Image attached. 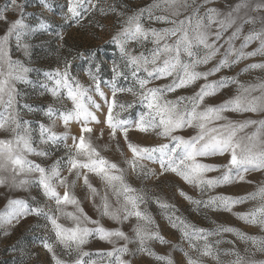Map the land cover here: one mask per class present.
Returning <instances> with one entry per match:
<instances>
[{
    "label": "snow or ice",
    "instance_id": "6c2138e0",
    "mask_svg": "<svg viewBox=\"0 0 264 264\" xmlns=\"http://www.w3.org/2000/svg\"><path fill=\"white\" fill-rule=\"evenodd\" d=\"M216 4L217 0H154L149 6L132 11L118 0L112 3L104 0L106 6H102L101 0H66L64 18L77 24L94 13L116 17L110 43L115 45L118 59L112 61L111 77L105 81L100 76L102 62L96 63L95 52L89 53L92 63L87 70L91 82L88 86L71 74V62L67 57L62 61V68L44 72L45 79L40 87L53 98V103L41 110L47 122H34L24 117L36 109L21 103L23 94L17 87L18 84H32L29 73L34 69L13 58L12 42L14 40L15 47L26 58L30 57V45L24 38L37 30L47 32L51 25L41 19L35 27H31L24 20L25 5L18 0H8L0 11V21L7 25L4 34L0 35V132L7 134L0 138V186L25 191L35 186L50 203L32 206L25 199L9 198V211L0 214V224H10L30 215L42 216L54 234V241H43V247L52 254L54 264H100V260H107V264H131V261L123 259L126 255H135L129 248L130 244L137 245L136 252L151 256L162 264H174L170 255H158L150 247L153 241L168 243L147 210L148 201L154 200L164 210L170 226L177 229L181 238L188 241L189 248L197 253L193 257L185 251L186 264H206L205 258L214 261V264H255L235 249L222 253L234 259L222 261L220 250L209 242V237L232 233L241 241H251L261 252H264V239L247 236L231 227H218L214 231L199 228L178 216L174 205L151 197L146 189L133 187L127 179L129 171L142 180L156 176L157 172L145 163L149 162L159 166L160 175L175 173L185 183L204 193L206 189L235 181L246 182L245 174L264 172V120L236 121L226 115L228 112L264 113V83L254 86L240 84L234 98L218 105L206 103V98L214 97L221 89L238 83L235 78L228 77L209 82L210 76L243 59L264 55V16L250 15V11L264 10V3L253 6L252 0H235L234 3L225 0L223 9ZM42 5L48 8L47 0H42ZM158 9L167 14H156ZM9 11L19 13V18L9 22ZM128 11L131 14H126ZM145 20L150 24L169 26L146 27ZM257 23L261 25L259 30L255 27ZM246 26L251 28L244 36V43L236 49L234 41L241 37ZM229 31L231 34L225 40ZM221 40H224L223 44ZM254 40L260 41V47L245 53L244 48ZM224 44L228 47L223 59L208 71L196 70L198 66L212 61ZM230 56H235V59L230 60ZM249 68L264 69V63L252 64ZM121 80H131V84L122 86ZM161 80L169 82L158 85L156 82ZM199 80L205 83L192 95L169 98V94L187 89ZM102 84L110 90V97ZM257 90L260 95L253 96L252 93ZM120 94L130 95L132 102H120ZM94 96H98L107 108L103 121L96 115V112L102 111V106ZM137 106L141 111L133 117L132 110ZM125 112L129 113V117L122 116ZM73 123L79 125V135L71 134L70 125ZM101 123L108 129L109 140L116 142L115 147L124 157L123 163L127 168L101 154L102 150L109 149V144L99 146L94 143V130L90 125ZM58 124L63 126L62 132L56 130ZM255 124L260 125L256 132L240 135ZM186 130H192L187 138L178 134ZM133 131L167 140L168 143L142 145L133 142L130 138ZM103 136L101 130L97 139L102 140ZM119 137L123 138L130 158L120 147ZM69 139L71 145L68 144ZM52 148H63L64 154L47 167L29 158H48L52 155ZM225 155L229 157L228 163L222 166L201 162L204 158ZM221 168L224 170L222 176L207 178V173L220 171ZM92 176L99 179L100 188L92 183ZM69 177L73 178L70 180ZM81 180L87 198L101 218L107 217L118 225L135 219L131 235L120 227L105 228L100 219H92L84 211L75 192L77 182ZM60 189H63L62 193ZM180 195L197 209L203 204L213 211L228 212L237 204L259 199L258 207L249 213L237 214V217L264 230V186L239 198L220 195L197 200L183 190H180ZM69 207L73 210L69 211ZM62 220L70 221V225L62 223ZM93 238L113 246L109 251L95 253L99 260L91 259L93 253L84 251V246ZM119 241L124 242L122 246H118ZM224 242L217 240L215 245ZM57 245L63 249L64 255L74 258L62 259L57 254ZM85 257L89 259L85 260Z\"/></svg>",
    "mask_w": 264,
    "mask_h": 264
},
{
    "label": "rangeland",
    "instance_id": "374dc122",
    "mask_svg": "<svg viewBox=\"0 0 264 264\" xmlns=\"http://www.w3.org/2000/svg\"><path fill=\"white\" fill-rule=\"evenodd\" d=\"M8 0H0V11H3ZM113 0H108V3H112ZM127 5L129 10H138L145 8L153 4L154 0H118ZM229 3H234L235 0H228ZM18 3H23L24 8V20L25 23L31 27H35L41 19L47 21L51 26L47 32L37 30L26 36L25 42L30 45V57H25L23 52L15 47V42H12V56L14 59H20L24 61L29 67L33 68L34 71L29 73V79L32 84H18L17 87L23 94L21 103H27L32 105L34 112L25 115V119H31L35 121L47 122L43 116L42 109L46 108L49 104L53 103V98L44 92V89L40 87V83L45 79L44 72L53 70L57 67H63V59L67 57L71 62V74L76 77L82 84L88 86L91 82L87 76V70L89 69L92 60L90 59L89 53L95 52V62L101 63L103 71L100 73L102 80H109L111 77L110 66L114 59H118V52L114 44L110 43L111 36L114 34V21L116 17L114 15L101 16L98 13H94L92 16H87L80 24H77L74 20H66V0H47L48 8H44L42 0H18ZM225 0H217L216 7L221 9L224 8ZM256 3H264V0H252L253 6ZM102 6L104 0H101ZM163 5H161V9ZM126 14H131L128 11ZM156 14H167L162 10L158 9ZM251 16L260 17L264 16V10L259 12L250 11ZM9 22L19 18V13L9 11L7 13ZM145 26H151L156 28L168 27L169 25L160 23H149L144 21ZM102 25L103 27H97L96 25ZM7 25L0 21V35H3ZM256 29L259 30L261 25L257 23ZM251 26H246L244 33L241 37L234 41V47L239 49L241 44L244 43V36L247 35ZM231 34L229 31L225 34L224 39ZM63 37L61 40L60 37ZM221 44L224 40L220 41ZM228 45L224 44V47L220 49V53L207 65H200L196 69L197 71H208L211 69L219 60L223 59V54L227 49ZM260 47V41L254 40L244 48V52H253ZM69 52L71 55L69 56ZM81 53H84L83 55ZM230 60L235 59V56H230ZM264 63V55H256L251 58L243 59L239 63L232 65L230 68H224L216 75L208 78L209 82L218 81L221 77L235 78L238 83L230 84L228 87L221 89L216 96L206 98V103L209 105H218L223 101L230 98H234L237 95V89L240 84L245 86H254L259 83H264V69H250L249 66L252 64ZM248 68V71L244 69ZM171 78H169L170 80ZM168 80L157 81L156 83L165 84ZM122 86H129L131 80L120 81ZM205 83L204 80H199L193 86L187 89H180L176 93L169 94L170 99H174L176 96L192 95L195 91L199 90L201 84ZM101 87L105 93L110 97L111 93L108 88H105L102 84ZM253 96H259V90L252 93ZM97 103L102 106V111L96 112L99 120L105 119L107 108L103 101L98 96L93 97ZM118 100L123 103H130L133 100L128 94H120ZM71 106L70 104L68 105ZM95 111V110H94ZM141 108L137 106L132 110V116L135 117ZM226 115L236 121H243L246 119L253 120H264V113H233L228 112ZM123 117H129V113L125 112L122 114ZM93 127V141L95 144L102 146L109 144L108 150H102L101 154L109 160L119 163L121 167L127 168V165L123 163L124 157L121 156L120 152L115 147V141H110L108 136V129L106 125L92 124ZM260 128L259 124L251 125L244 130L240 135H251ZM71 134L79 135V125L73 123L70 125ZM58 132H62L63 126L58 124L56 129ZM103 130V139H97L100 131ZM179 135L187 138L192 134V130H186L178 133ZM7 134L0 132V138L5 137ZM130 138L133 142L142 145H157L160 143H168L167 140L157 138L155 136H145L138 132H131ZM264 138V137H262ZM71 139L68 140V144L71 145ZM120 147L123 148L125 156L129 157L131 154L128 152L122 137H119ZM48 147V146H40ZM52 155L48 158L40 157H29L37 163H41L47 167L51 165L57 158L64 154V149H51ZM229 157L216 156L202 159L201 162L222 166L228 163ZM149 168L154 169L157 172L156 176H153L147 180L138 179L135 175L129 174L127 179L133 187L144 188L148 191L151 197H158L162 201L167 202L170 205H174L178 212V216L184 217L188 222L196 225L199 228H203L207 231H214L218 227H231L239 232L246 234L247 236L258 237L264 239V230L259 226H253L245 223L243 220L237 217V214L249 213L254 208L258 207L260 200H247L244 203L237 204L233 207L231 212L228 211H213L210 208H205L203 204L197 209L196 206L190 204L184 197L180 195V190H183L189 196L197 200H208L212 196H228L233 198L245 197L251 193L257 192L258 188L264 186V172H252L245 174V181H235L230 184L215 187L213 189H206L204 193H201L200 189L185 183L183 179L177 176L175 173L167 172L163 175L159 174V166L157 164H151L145 162ZM223 168L220 171H213L206 174L207 178L220 177L223 174ZM67 175L66 172L63 173ZM235 174V170H233ZM73 177H69L71 180ZM92 183L97 187H101V182L98 178L90 177ZM61 193L63 189H60ZM77 196L82 202L84 211L92 219H100L101 223L105 228L115 229L122 228L123 231L132 234V226L136 223L135 219L126 222L123 225H118L111 221L107 217L101 218L93 207V203L87 198V191L83 186L82 180L77 182L75 189ZM7 194V195H6ZM9 198L12 199H25L30 205L36 206L50 203L45 200L42 192L39 188L33 186L29 190L25 191L22 189L9 190L6 187L0 186V214H6L9 209L7 207V201ZM99 201H97L98 203ZM144 206L142 205V208ZM69 211L73 210L71 207ZM147 210L151 213L155 224L159 226L160 234L168 243L161 244L158 241H153L150 244L152 250L161 256L170 255L174 264H186V258L184 252H189L193 257L197 256V253L189 248L187 240L181 238L180 232L171 227L167 218L164 215V210L159 208L154 200H149L147 203ZM62 223L70 225V221L62 220ZM89 227H95L94 225H88ZM48 239L49 242L54 241V234L50 231V225L47 224L46 220L41 216L30 215L26 218H21L19 221L13 220L10 224H0V264H54L52 254L47 252L43 247V241ZM217 240H223L224 243L215 245ZM232 241V243H227ZM209 242L217 247L221 252V260L229 261L234 259L233 256H225L222 253L225 250H237L240 255L245 257L246 260H251L255 264H261L264 262V252L257 250L253 246L251 241H241L232 233H222L221 235H214L209 237ZM123 241H119L118 246L123 245ZM203 243V242H201ZM176 246V247H173ZM112 245L101 241L99 239H90L89 243L84 246V251L93 253L91 259L100 258L95 255L97 252H106L112 249ZM129 248L135 252V255H126L123 259L131 261V264H162L151 256L136 252L137 245L130 244ZM182 249V250H181ZM57 254L64 260H72L74 256L64 255L63 249L57 245ZM88 260L89 257H85ZM206 259V264H214V261ZM100 264H107V260H100Z\"/></svg>",
    "mask_w": 264,
    "mask_h": 264
}]
</instances>
